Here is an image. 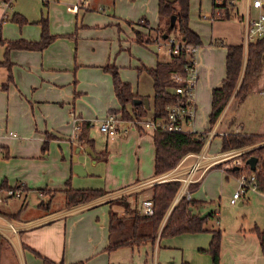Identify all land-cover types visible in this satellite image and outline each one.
I'll return each instance as SVG.
<instances>
[{"label": "crops", "instance_id": "obj_1", "mask_svg": "<svg viewBox=\"0 0 264 264\" xmlns=\"http://www.w3.org/2000/svg\"><path fill=\"white\" fill-rule=\"evenodd\" d=\"M25 1L28 4V1L34 2L37 0ZM87 1L88 0L81 1L79 4H73L72 6L68 4L66 5V9L69 13H78L81 7L88 6L87 9H89L90 3ZM135 1L137 3H142L144 6L147 5L149 8L154 6L158 12L159 0ZM213 1L214 0L211 1L212 11L204 12L203 18L208 19L212 29L209 36L210 43H213V41H220L221 45L225 48L226 54V46L223 45L222 42L239 44L241 41L239 39V41L229 40L226 42L225 39H222L221 36L217 35L216 32L220 31V29L218 26L215 27L216 23L218 21H227L229 19H221L218 17L219 14L217 13V10H214L213 8ZM32 7L34 11L32 13H34V15H32L28 7L23 5V0L22 3L21 0H0V63L8 58L12 74V78L9 79V65L0 64V197L6 195V189L9 187H14L20 184L26 186V192L22 197L13 196L8 198L7 201H0V239L2 236H5L12 247L17 249L21 258L19 264H29L28 261H30V264H43L42 257L48 258L57 263L78 264L77 262L79 261H88L95 255V253H99L100 250H106L109 242L110 210L115 209L121 214L125 211L123 205L111 202L114 198L120 193L125 192L127 189L136 188V191L134 192H139V190L143 191L146 188H150L151 184L153 185L156 181L171 180L169 175L174 174L176 169H181V174L185 175L189 172L190 167L197 161V154L199 153L187 155L179 165L172 170L173 172L170 171L158 177H154L153 173L152 176L137 178L133 183L128 185L123 184L114 188L100 187L104 188L108 193L89 203L77 205L69 209L62 208L59 211L52 209L51 207L49 209L46 207H39L41 199L46 198V196H42L43 194L40 190H64L67 188V180H70V184L75 188H91L90 186L92 185L89 180H82L80 177L88 176L93 173L90 167L91 160L97 162L98 158H93L90 154L85 152L84 149L88 146L80 145L78 142V133L75 135L74 125L71 119L72 102H74L77 112L83 116L79 115V118H81V120L90 121L93 127L94 124L97 123L99 131L100 124L105 117L109 115V111L111 109H116L117 114H121V112H118L120 111L121 106L120 104L115 105L109 103V111L107 115L101 118H98L97 115L93 117V112L91 110L87 111L83 103V98H92L96 107L98 100H101L102 98L101 84L102 79L106 76L102 73H98L93 76L95 83L88 82L82 75L83 67H85L84 65L102 66L103 61H97L95 59L86 60L80 56L81 54H73V45L69 40L70 38H65L63 36L58 37L48 47L41 51L12 48L8 52V57H6V41L20 39L29 41L40 40L42 28L39 22L43 18H48L50 20L49 11L47 10L48 3L42 0V7L37 3L36 5L32 4ZM16 13L23 15L28 20V23L21 26L13 21L12 17ZM111 18L112 20L109 24L111 25V23H113L112 25L117 28L118 26L115 24H118L119 29H121L120 31L122 32L123 40H120V43L123 46L136 44L148 48L150 46L149 44H143L136 41L137 32L148 34L150 28H156L159 25V13L158 21L152 18L151 20L146 17L144 18L147 21V26L140 23L134 24L133 21L135 20L129 21L119 17L115 13ZM31 23H34L36 28H31ZM190 27L201 37L198 32L199 30L197 31L194 26L190 25ZM241 38L243 39L242 33ZM64 41L67 42L63 49L54 50L56 43ZM210 51H213L211 46H204L200 52L202 61H198L197 93L195 92L196 109L199 99V96L197 95L202 94L205 90H208L209 93V91L214 88L221 86L226 76V57L224 63L225 72L222 75L214 73V69L210 71L207 69L208 63L212 65L210 54H208ZM155 56V62L152 65L147 66L141 61H139V64L137 63L139 75L146 72L151 78L152 86L153 79L145 68L155 67L159 60H169L171 54L168 49L163 50V48H157ZM91 71L96 72V70ZM74 80L77 82V89L81 90V94H79L76 99H74L73 93L75 88L73 86ZM259 81H261V78ZM125 82L131 83L128 80H125ZM258 84L259 82L256 85ZM263 86L264 84L261 83V90ZM133 92L141 95L138 91H135L134 88ZM113 94L117 99L114 87ZM153 94H155V92ZM98 95H100V97L97 99L96 97ZM244 101H246V98ZM242 102H237L235 97L231 98L214 129L209 132V136L202 152L207 154L208 148L216 136H221L228 131L234 130L228 129L219 131L218 127L222 123L226 126H229L230 124L231 126H234L236 124L235 115H229L228 113L234 103V109L236 110ZM97 110L99 114H102L101 109L97 108ZM84 116L91 117L92 119H84ZM195 121L196 114L192 123L185 124V127L188 130L194 131ZM122 124L123 122L121 123L119 132L113 138L107 137L101 131L100 132L113 142H119L121 136L127 135L131 129L138 130L140 139L143 138L144 134L146 135L149 132L152 134L151 129L143 127L144 130L142 131L138 128V125L131 124V126L126 127ZM124 129H127V132L124 131ZM234 131L240 132L241 130L237 127ZM47 139L48 149L43 151L42 145ZM151 139L154 170L155 148L152 135ZM78 147L80 148V151L77 152V154L75 150ZM106 150L108 151L107 147ZM80 152H83V154L80 155ZM74 154H77L78 161L85 165V168L88 171L86 175H78L73 171L72 158ZM207 163V160L203 162L204 165ZM217 164L218 162L211 165L205 172H203V175L199 178L200 183L204 180L208 171L213 168H218L222 172L230 173L225 171L224 168L216 166ZM54 167H57L56 173ZM203 170L204 167L200 168L196 174L199 175ZM226 178H228V176ZM36 185H39V187H36ZM57 194L58 193H55L54 195ZM143 194L145 196L140 198L139 201V207L141 210L143 200L150 198L152 192L151 190H147ZM29 195H33L37 202L39 201V205L37 206L36 213L30 218L29 216L26 218V216L22 215V211L28 206L27 198ZM180 195L181 190L179 192V196ZM190 198L200 200L195 198V191L190 192ZM16 199H23V201H19L18 203L13 202ZM129 202L131 201L128 200L127 203ZM202 202L203 204L200 206V212L201 214H205L204 211L208 209H206L207 206L205 202ZM240 204L242 205L243 201H240ZM99 205H108L109 207L107 223L98 221H92L91 223L96 234L101 233L100 238L96 241H92V244L90 245L91 248L84 252H80L82 253L81 255L78 253L76 256H69L68 249L71 244V233L70 219L67 218H70V216L76 212H82L88 208L91 209L98 207ZM209 211L217 210L210 208L208 212ZM215 219L216 222H213L212 219L207 222L206 231L175 236L176 238L186 240L187 244H190L191 246V248L188 249H185L184 247L182 248L183 258L181 262L186 261L189 262V264H213L211 256L205 250L209 247L212 238V232L210 230L221 229L217 226V221L220 220L219 211H217V217H215ZM255 226L256 224L254 226H245L243 223H236L229 231L222 229L223 235L219 257L220 264H264V253L262 252L256 233L252 231ZM262 229H264V227H262ZM162 240L163 239L159 240V244ZM167 240L169 239H164V246H172ZM122 248L116 250L120 251ZM116 250L108 251V253ZM131 250H134V248H131ZM170 264L175 263L170 261Z\"/></svg>", "mask_w": 264, "mask_h": 264}, {"label": "rangeland", "instance_id": "obj_2", "mask_svg": "<svg viewBox=\"0 0 264 264\" xmlns=\"http://www.w3.org/2000/svg\"><path fill=\"white\" fill-rule=\"evenodd\" d=\"M44 1L48 3V8H46L49 11L50 20L48 19V21L50 32L54 35H57V38L62 36L65 38H70L69 40L73 45V54H81L80 56L86 60L95 59L97 61H103L102 66L84 65L85 67H83L82 75L88 82L95 83L93 76L97 75L98 73H102L106 76L102 79L101 84L102 98L101 100H98L96 107L92 98H83V103L87 111L91 110L93 112V117L97 115L98 118H101L107 115L109 111V103H113L115 105L120 104L113 94L112 74L109 71H106L104 68L105 65L110 64L115 65L118 68L120 77L123 81H130V84L135 91H138L142 96L149 98L150 109H148L146 117H151L154 112V92L151 78L146 72H143L139 75L137 65L139 64V61L145 63L147 66L154 64L157 47L154 43H150L148 48L136 44L123 46L120 43V40H123V36L122 32L120 31L121 29H119V25L115 24L118 26L117 28L116 26L112 25L113 23H111V25L109 23L112 20L111 17L115 13L119 17L129 21L135 20L133 21L134 24L140 23L147 26L144 21H139L145 17L149 20L152 18L158 21L157 9L154 8V6H151V8H149L147 5L144 6L142 3H137L135 0H88L87 2L90 3L89 9H87L88 6H86L81 7L78 13H69L66 9V5L69 4L72 6L73 4H79L81 1L85 0ZM211 1L212 0H190L189 23L191 26H194L197 31L199 30L198 32L201 35L200 38H202V43L198 52V61H202V56L200 53L201 49H203L204 46H211L213 51H210L208 54H210L212 65L208 63L207 69H209V71L214 69V73L222 75L225 72V48L220 43H214V41L213 43H210L209 36L212 32V29L208 19L203 18L204 12L212 11ZM36 3L40 4V7H42V0H37L34 2L28 1V4L25 0H23V5L28 7L31 13L34 12L32 9V4L36 5ZM237 6L239 9H241L239 3ZM32 15H34V13H32ZM30 25L31 28H36L34 23H31ZM216 26H218L220 29V31L216 32L217 35L221 36L222 39H225L226 42L229 40L239 41V39L241 42H243V39L241 38V33L243 34L242 24L237 20V18H235V16L227 21H218L215 27ZM66 42L67 41L56 43L54 50L63 49L66 46ZM167 48L168 44L164 46L163 50H166ZM91 70H96V72ZM258 82L259 84L256 85V87L253 88V90L247 95L246 101L242 102L238 109H234L235 103L230 108L228 114L235 115L236 124L231 126L229 123L230 125L226 126L224 123H222L218 127L219 131L228 129L235 130L238 127L240 128L241 132H264V92H261V83L264 84V72L261 77V81ZM73 86L75 87L73 90L74 99H76V97L81 94V90L77 89L76 80L73 81ZM211 91L208 93V90H205L202 92V94L197 95L199 96V99L197 103L194 131L204 132L205 130L210 129L211 125L209 122V115L212 103ZM99 97L100 95H98L96 98L98 99ZM236 99L238 102V98ZM71 106L72 112H74L77 116L81 115L75 109L74 102H72ZM132 107L133 106L131 103L127 105V110L131 118L125 117L122 120L126 127L131 126L130 120L133 118ZM97 108L101 109L102 114L97 112ZM84 119L89 120L92 118L84 116ZM90 132L91 137L95 139V150L100 152L106 150V147L108 149L107 158L105 160L103 158L98 159L95 163L93 162L94 160H91L90 167L93 173L88 176L80 177L82 180H89V182L92 184L90 186L91 188H114L123 184L128 185L133 183L137 178H144L153 175V147L151 132L146 135L144 134L143 138L140 139L138 130L131 129L127 135L121 136V140L119 142H113L111 139H107L99 131L97 123L94 124V127H91ZM221 145V136L218 135L212 140L210 147L208 148L207 155L214 156L220 153H226L221 151ZM83 152H80V155L83 154ZM239 153L240 151L238 153L222 157L216 166L224 168L225 171L226 169L229 170L235 167H242L244 163H238L239 160H242V157L239 155ZM54 170L56 173L57 167H54ZM180 170L181 169H176V172L174 174H170L169 177L173 180L175 178H189V172L184 175L181 174ZM202 172L199 175H193L191 177L192 182H199ZM227 176L228 178H226ZM192 182L188 184V187ZM239 184L240 175L238 176L236 174L222 172L218 168H213L208 171L204 180L195 190V198L204 201L207 206L206 209L209 210L210 208H214L220 212V220L217 221V226L221 229H226L229 231L236 223H243L245 226H254L256 224L260 228L264 227V194L258 191L249 190L244 196L238 199L235 204H232L231 198L239 188ZM36 187H39V185H36ZM10 189L14 192H20V197H22L26 192V186L22 184L9 187L6 189V191ZM147 190L150 191L149 188H146L143 191L139 190V194L138 192H134L136 191V188L127 189L114 199L123 196L130 200L133 205H136L137 203L140 204V198L145 196L143 193ZM42 194V196H46V198H42L41 201L47 203L51 200L50 202L52 209L59 211L62 208H65V195L63 193L54 195V193H51L50 189H45L42 191ZM19 201L22 202L23 199H16L13 202L18 203ZM240 201H243L242 205L240 204ZM27 202L28 206L22 211V215L26 216V218L29 216L30 218L34 213H36L39 201L37 202L33 195H29ZM108 210V205H99L98 207L91 209L88 208L82 212H76L70 216V218H67L70 219L69 223L71 233V244L68 249L69 256H76L78 253L81 255L82 253L80 252H84L91 248L90 245L92 244V241H96L98 238H100L101 233L96 234L95 230L91 226V223L92 221L107 223ZM208 210L204 212L208 213ZM212 221L216 222V219L213 218ZM166 239H169L167 241L168 243H171L172 246L165 247L163 239L160 244L157 241L153 246L151 243H147L140 247H135L134 250H131V247H126L122 248L120 251L116 250L108 253L107 250L103 249L100 250L99 253H95V255L88 261L83 260L82 262L79 261L77 263L152 264L153 261L156 260L158 264H170V261H173L175 264H182V248H191L190 244H187L186 240L176 237ZM20 260L21 258L17 249L12 247L5 236H2L0 239V264H19ZM28 263L30 264V261H28Z\"/></svg>", "mask_w": 264, "mask_h": 264}, {"label": "trees", "instance_id": "obj_3", "mask_svg": "<svg viewBox=\"0 0 264 264\" xmlns=\"http://www.w3.org/2000/svg\"><path fill=\"white\" fill-rule=\"evenodd\" d=\"M214 10L220 9L221 19H231L234 17V6L228 0L213 1ZM159 25L150 28L148 34L137 32L136 41L143 44H150L161 39L165 42L173 40L172 46L179 43L181 47L177 53H171L169 60H159L155 67L145 68L153 79L154 87V112L152 118L155 120H165L169 106L176 103L187 104L188 96L186 91L178 93L176 89L183 87L186 89L187 69L191 63L190 52L186 46L189 44H199L202 41L189 25L190 0H159L158 2ZM176 15V21L172 29L169 30L170 18ZM12 20L19 25L28 23V20L21 14H14ZM144 21L141 19L139 22ZM41 38L38 41L25 39L6 41V57L12 48L28 50H44L56 38L49 30L48 18H43L40 22ZM1 33V31H0ZM164 34H168L164 38ZM5 42V41H3ZM220 43V41H214ZM226 46V76L221 86L212 90V103L209 115L210 129L204 132L193 130L169 131L164 128L152 130L155 148V169L154 177L164 175L175 169L179 163L189 154L200 153L205 146L209 132L217 124L226 106L232 97L238 98L239 102L244 101L247 95L253 90L264 72V38L250 41L245 47L244 42L239 44L224 43ZM0 64L9 65V79L12 78L11 67L6 58ZM113 77V87L115 95L121 104L122 118H131L127 105L132 104L133 118L140 119L147 115L148 109L141 104H134L135 98L144 96L133 92L132 85L121 79L118 68L115 65L104 66ZM177 76H181L179 80ZM109 113H117L116 109H111ZM80 130L77 139L80 145L89 146L93 149L98 159L107 158V150L96 151L94 139L90 136L92 123L86 120H79ZM138 125L140 130H144ZM221 151L227 152L235 149L250 148L241 154L244 166L240 168L226 169V171L241 175H254L258 191L264 194V132H236L231 131L221 135ZM48 149V139L44 141L42 150ZM255 156L257 158L256 168L252 170L247 160ZM182 180L169 179L154 183L149 189L152 192L150 199L153 201V213L144 214L139 207V203L133 206L128 199L120 197L112 202L124 206V213L121 214L115 209L110 210L109 237L107 251L116 250L122 247H140L147 243L152 246L159 240L175 237L187 233H199L206 231V224L209 220L217 217V211H209L201 214L200 206L202 201L188 198L185 194L179 196ZM200 185L199 182H192L188 190L195 191ZM43 190H40L42 192ZM51 193H63L65 196V208L69 209L77 205L89 203L108 193L104 188H75L67 180V188L64 190L50 189ZM140 193V192H138ZM51 201V200H50ZM40 202V207H51V202ZM212 238L209 247L205 250L211 256L213 264H220L222 229L210 230ZM256 233L262 252L264 253V229L256 225L253 229ZM39 255V254H38ZM40 256V255H39ZM43 258V264H64L57 263L48 258ZM182 264H189L183 261Z\"/></svg>", "mask_w": 264, "mask_h": 264}, {"label": "built area", "instance_id": "obj_4", "mask_svg": "<svg viewBox=\"0 0 264 264\" xmlns=\"http://www.w3.org/2000/svg\"><path fill=\"white\" fill-rule=\"evenodd\" d=\"M231 6H234V16L237 18L242 26H243V42L245 47H247L250 41L256 40L258 38H264V0H228ZM221 3V0H217V4ZM240 4L241 9L237 6ZM217 13L220 15V9L217 8ZM143 21V20H142ZM173 40L169 42H165L161 39H158L154 42L155 46L159 49L164 48L165 45L168 44V51L170 54L177 53L181 45L176 43L174 47L172 46ZM188 52H190V59L191 63L187 69V76L186 80V89L183 87H178L176 91L178 93H183L186 91L188 96L187 104L182 105L180 103H176L174 105L169 106V112L166 119L163 120H155L151 117H142L140 119L132 118L130 120L132 125H140L144 128L154 130L156 128H164L169 131H180V130H188L185 127V124H191L195 114H196V84L198 81V52L200 49L199 44H189L186 46ZM179 80H182L181 76H177ZM264 92V86L261 90ZM72 116V123L74 125L75 135L80 130L79 124V116H77L74 112L71 113ZM123 118L121 114L117 113H110L105 117V119L100 124V131L107 137H115L119 132L121 123ZM127 132V129H124ZM250 148H243V149H235L231 151H227L226 153H220L214 156H208L205 152H201L197 154V161L191 166L189 170V178L180 179L183 182L181 187V195L185 194L188 198H190V192L188 191V184L192 182V176L196 174V172L204 167L203 172L206 171L211 165L216 164L219 162L222 157L229 156L230 154L239 153L241 155L243 152L249 150ZM239 150V151H238ZM207 160L208 163L206 165L203 162ZM239 164H243L242 160L238 161ZM244 166V164H243ZM242 166V167H243ZM241 167V166H240ZM239 168V167H238ZM202 172V175H203ZM201 175V176H202ZM254 190L258 191V185L254 175H240V184L239 188L233 194L231 198V203L235 204L237 200L244 196L247 191ZM259 192V191H258ZM180 195V196H181ZM17 196L20 197V192H14L13 190L6 191V195L0 197V201H7L8 198ZM154 211L153 209V201L150 198L144 199L142 202V212L144 214H152ZM159 242V238L156 240ZM158 244V243H157ZM152 264H158L156 260L153 261Z\"/></svg>", "mask_w": 264, "mask_h": 264}, {"label": "water", "instance_id": "obj_5", "mask_svg": "<svg viewBox=\"0 0 264 264\" xmlns=\"http://www.w3.org/2000/svg\"><path fill=\"white\" fill-rule=\"evenodd\" d=\"M172 1V0H170ZM175 21H176V15L173 14L170 18V25H169V30L173 28L174 24H175ZM168 37V34H164V38H167ZM134 104H141L143 103L144 106L149 109L150 108V102H149V98L148 97H144V98H135L134 101H133ZM80 151V148H77V151L76 152H79ZM85 152H87L88 154H90L93 158L96 156L95 152L93 151V149L91 147H86L84 149ZM73 171L78 174V175H86L87 174V170L85 169L84 167V164H82L81 162L78 161V157H77V154H74L73 155ZM95 162V160H94ZM247 163L249 164L250 168L252 170H254L256 168V163H257V158L255 156H252L250 157L248 160H247ZM238 167H236L237 169Z\"/></svg>", "mask_w": 264, "mask_h": 264}]
</instances>
